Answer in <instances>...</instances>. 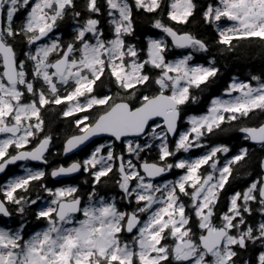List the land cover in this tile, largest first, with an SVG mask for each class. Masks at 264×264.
I'll list each match as a JSON object with an SVG mask.
<instances>
[{
  "label": "snow or ice",
  "instance_id": "1",
  "mask_svg": "<svg viewBox=\"0 0 264 264\" xmlns=\"http://www.w3.org/2000/svg\"><path fill=\"white\" fill-rule=\"evenodd\" d=\"M256 49L264 0H0V264H264Z\"/></svg>",
  "mask_w": 264,
  "mask_h": 264
},
{
  "label": "trees",
  "instance_id": "2",
  "mask_svg": "<svg viewBox=\"0 0 264 264\" xmlns=\"http://www.w3.org/2000/svg\"><path fill=\"white\" fill-rule=\"evenodd\" d=\"M146 21L142 22V26L140 31L143 33L146 31ZM226 67L224 69L226 74H234V75H241L247 76L250 73L259 74V72L264 69V54L261 53L259 49H256L253 54L250 56L248 54L245 55V58L241 61H225L224 62ZM241 141H233V143H237ZM257 155L259 153L257 152ZM251 171V169H249ZM241 178H245L243 174ZM5 177H2L1 180L4 181ZM83 179V177L81 178Z\"/></svg>",
  "mask_w": 264,
  "mask_h": 264
},
{
  "label": "flooded vegetation",
  "instance_id": "3",
  "mask_svg": "<svg viewBox=\"0 0 264 264\" xmlns=\"http://www.w3.org/2000/svg\"><path fill=\"white\" fill-rule=\"evenodd\" d=\"M0 182H3V181L0 179Z\"/></svg>",
  "mask_w": 264,
  "mask_h": 264
},
{
  "label": "water",
  "instance_id": "4",
  "mask_svg": "<svg viewBox=\"0 0 264 264\" xmlns=\"http://www.w3.org/2000/svg\"><path fill=\"white\" fill-rule=\"evenodd\" d=\"M2 176H0V178H1Z\"/></svg>",
  "mask_w": 264,
  "mask_h": 264
}]
</instances>
